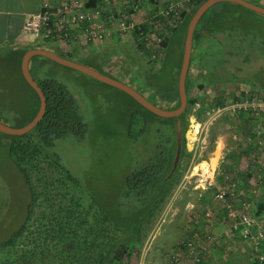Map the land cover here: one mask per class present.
<instances>
[{"label": "flooded vegetation", "instance_id": "af4514ba", "mask_svg": "<svg viewBox=\"0 0 264 264\" xmlns=\"http://www.w3.org/2000/svg\"><path fill=\"white\" fill-rule=\"evenodd\" d=\"M208 1H191L158 43L110 38L89 47L86 43L93 41L86 37L81 43L70 36L49 35L1 62L0 74L11 75L19 92L32 97L24 113L15 103L0 102V122L8 125L17 117L19 125L11 127L15 133L0 131V145L9 155L1 166L14 184L24 185L20 190H26L25 217L33 198L27 174L41 171L52 185L58 179L86 191L113 219L141 216L149 206L135 209L127 203L165 198L187 158L190 116L203 96L238 90L264 98V13L235 2H216L199 17L188 50L190 23ZM247 1L264 7L262 1ZM34 48L47 49L71 64L91 66L134 94L44 56L33 57L31 64L37 90L24 72L27 53ZM136 93L154 107L137 99ZM166 100L174 107H164ZM116 141L124 143L123 152L95 153L99 143ZM65 151L73 154L72 160L64 159ZM111 161L114 170L107 173L105 166ZM9 196L10 185L0 172V243L11 236L1 235Z\"/></svg>", "mask_w": 264, "mask_h": 264}, {"label": "rangeland", "instance_id": "374dc122", "mask_svg": "<svg viewBox=\"0 0 264 264\" xmlns=\"http://www.w3.org/2000/svg\"><path fill=\"white\" fill-rule=\"evenodd\" d=\"M85 1L86 9L95 13V25H104L107 39L134 37L142 41L152 35L143 41L154 43L151 39L157 36L161 41L193 0H100L91 9L87 7L90 0ZM121 23L127 28L118 29ZM144 25L148 27L146 32L141 28ZM68 36L86 41L82 31ZM95 42L86 44L93 47ZM3 74L0 102L15 103L24 113L31 94L28 92L31 98L27 99L26 92H19L18 85L12 84L11 75ZM19 94L22 99H18ZM198 103L197 121L190 116L189 151L183 167L126 264H212L214 258L218 263L220 255L231 264H264V209L258 213L260 204L264 205V98L230 90L219 96L208 93ZM8 123L10 127L19 126L17 117ZM122 145L117 141L99 143L95 153L113 155L124 151ZM5 151L0 145V166L9 158ZM64 159L72 160L73 154L65 151ZM105 170H114L112 161ZM0 172L13 197L6 198L3 216L6 224L1 235L8 238L25 220L26 190H20L22 182L11 181L3 166ZM32 176L33 181L42 179L40 174ZM98 184H102L101 179Z\"/></svg>", "mask_w": 264, "mask_h": 264}, {"label": "trees", "instance_id": "16d2710c", "mask_svg": "<svg viewBox=\"0 0 264 264\" xmlns=\"http://www.w3.org/2000/svg\"><path fill=\"white\" fill-rule=\"evenodd\" d=\"M99 3L90 0L87 7L96 8ZM141 28L148 29L147 25ZM40 175L45 182L33 181L31 172L29 213L21 227L0 243V264H126L165 199L127 203L135 204V209L149 206L148 211L113 219L86 191L58 179L52 185L43 171ZM259 209L261 213L264 205Z\"/></svg>", "mask_w": 264, "mask_h": 264}, {"label": "built area", "instance_id": "2783aa9c", "mask_svg": "<svg viewBox=\"0 0 264 264\" xmlns=\"http://www.w3.org/2000/svg\"><path fill=\"white\" fill-rule=\"evenodd\" d=\"M85 2V0H65L62 3L60 0L45 1L39 12L28 16L24 29L28 33L41 37L49 35L68 36L74 30L80 29L87 39L93 42L95 40L96 42H103L107 39L106 33L102 30L104 25L102 23L95 25V13L86 9ZM126 28V24L121 23V28L118 29ZM151 36L148 35L143 40L147 41ZM159 39V37L157 39V36H154L151 40L158 43ZM200 107L199 103L193 107L195 121H197L196 114Z\"/></svg>", "mask_w": 264, "mask_h": 264}, {"label": "crops", "instance_id": "0c3cea01", "mask_svg": "<svg viewBox=\"0 0 264 264\" xmlns=\"http://www.w3.org/2000/svg\"><path fill=\"white\" fill-rule=\"evenodd\" d=\"M45 1L48 0H0V63L6 57L15 53V51L20 53L29 50L43 41L44 37L28 33L24 27L28 16L32 13L39 12ZM60 1L62 3L65 0ZM79 32H81L80 29L74 30L72 36ZM79 36L81 35L77 37ZM54 44L59 48L61 47L60 43ZM229 245L228 247L230 248ZM229 248H227L228 252L231 250ZM226 253L222 255L227 258ZM220 256L218 257V263H222V260L224 261ZM214 263L218 264L216 258L213 259L212 264ZM229 263L228 259L224 261V264ZM235 264L238 263L236 262ZM249 264L254 263L249 261Z\"/></svg>", "mask_w": 264, "mask_h": 264}, {"label": "water", "instance_id": "95a60500", "mask_svg": "<svg viewBox=\"0 0 264 264\" xmlns=\"http://www.w3.org/2000/svg\"><path fill=\"white\" fill-rule=\"evenodd\" d=\"M220 1H227V2H235V3H238V4H241L245 7H248L254 11H257V12H262L264 13V7H261L259 5H256V4H253V3H250L248 2L247 0H209L208 2H206L200 9L199 11L196 13V16L193 18V20L191 21L190 23V26H189V30H188V36H187V44H188V50L190 48V45H191V40H192V36H193V33L195 32L196 30V25L198 23V20H199V17L203 14V12L211 7L214 3L216 2H220ZM47 57V58H51L57 62H60V63H64V64H70L72 67L82 71L84 74H88L92 77H96V78H99V79H102L108 83H112L114 85H116L117 87L123 89V90H126L132 94H134L132 92L131 89H129L124 83H120V82H115V81H112L108 78H106L105 76H103L99 71L95 70V68L91 67V66H86V65H82V64H79V63H76V62H72L69 63V62H66L64 59H62L60 56L56 55L55 53H52V52H48L47 49H41V48H34L32 50H30L28 53H27V56H26V62H25V66H24V72L26 74V77L28 78V80L30 81V83L32 84V86L38 90V87L35 83V81L33 82L32 80V73H31V64H32V60H33V57ZM182 88H184V82H183V86ZM181 92L184 93L181 97V101L182 102H186V92H185V89H181ZM135 97L137 99H140L144 104H146L147 106L149 107H154L151 103L145 101L143 99V96L140 95V94H135ZM178 102V101H177ZM164 107H174V102H170V101H162ZM179 103V102H178ZM164 110V109H163ZM0 131H3V132H6V133H15L16 131L14 129H12L10 126L4 124V123H1L0 122Z\"/></svg>", "mask_w": 264, "mask_h": 264}, {"label": "bare ground", "instance_id": "6f19581e", "mask_svg": "<svg viewBox=\"0 0 264 264\" xmlns=\"http://www.w3.org/2000/svg\"><path fill=\"white\" fill-rule=\"evenodd\" d=\"M198 133V130H195V134H197ZM195 139V138H194Z\"/></svg>", "mask_w": 264, "mask_h": 264}]
</instances>
